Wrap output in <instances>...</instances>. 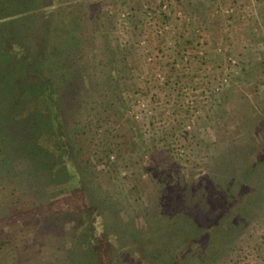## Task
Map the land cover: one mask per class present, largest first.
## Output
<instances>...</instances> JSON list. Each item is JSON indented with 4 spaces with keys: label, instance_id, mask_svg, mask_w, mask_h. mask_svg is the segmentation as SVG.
<instances>
[{
    "label": "rangeland",
    "instance_id": "rangeland-1",
    "mask_svg": "<svg viewBox=\"0 0 264 264\" xmlns=\"http://www.w3.org/2000/svg\"><path fill=\"white\" fill-rule=\"evenodd\" d=\"M7 1L0 24L17 20V35L0 46V103L18 90L9 48L28 56L47 33V56L61 51L60 65L76 74L79 118L69 131L90 184L77 191L49 179L54 170L29 169L17 152V106L0 109L11 122H0V264H70L76 228L107 222L105 240L130 243L159 203L200 212L222 196L242 226L225 244L226 227L203 225L217 231L209 258L264 264V0ZM103 192L111 210L91 200ZM60 214L66 226L55 224ZM176 261L204 264L198 253Z\"/></svg>",
    "mask_w": 264,
    "mask_h": 264
},
{
    "label": "trees",
    "instance_id": "trees-1",
    "mask_svg": "<svg viewBox=\"0 0 264 264\" xmlns=\"http://www.w3.org/2000/svg\"><path fill=\"white\" fill-rule=\"evenodd\" d=\"M9 1L17 2V5H28L38 0ZM13 10L16 8L14 7ZM14 22L17 20L0 24V46L8 42L15 44L14 35L16 37L17 33L10 26ZM42 35H47V33L43 32ZM42 35H38L36 43H40L41 48H36V52L33 50L30 52L32 54L28 53V56H24L22 52L13 51L11 46L5 54V57L8 56L6 61L11 62V65L17 62L18 90L17 96L12 97L9 102L5 103L7 100H2L4 107L1 105L3 103H0V109L9 110L17 106V120H20L17 122L19 126L17 128V152L29 159V169L33 168L34 172L42 168L49 171L54 170L56 174L55 172L51 174L49 179L53 178L56 182L60 180L62 185L71 184L77 191H81L90 184L89 180L85 181L86 175L90 172V166L82 154L81 147L75 145V138H72L69 131L71 121L75 122L79 118L77 115V108L80 104L77 78L72 68L64 71L60 65L58 56L63 54L61 51L55 48L53 55L48 57L47 41L50 42V40L47 38L44 40ZM14 52H17L16 56ZM48 62H52L56 67L53 74H51L52 71L47 70L50 66ZM54 77L58 78V82L54 83ZM4 83L8 86L2 79L0 88ZM11 102L17 105H10ZM5 118L10 119L6 112L0 110V122L5 125L11 123ZM80 163L84 164L82 168ZM229 198L232 202L233 198L230 196ZM218 199L208 209L205 208V211L200 212L196 208L195 212L179 209L173 201L165 205L159 203L155 213H144V218L148 221L142 227L133 226V238L130 243L123 242L120 237L118 242L112 245L105 240L113 230V227L105 220L103 225L89 224L85 231H79L76 228L78 230L76 233V229L70 230L73 234L72 242L76 248L66 247V256L70 258L68 260L70 264H124V258L129 253L132 254L130 264H177L176 260L179 257L187 258L198 253L204 264H213L214 260L211 261L209 257L213 254L212 243H218L217 238L213 237L214 232L217 233V231L210 226L203 225L211 222L217 224L216 229L226 227L225 237L220 240L225 244L228 243L223 241H226V235L230 236L242 226L239 223L241 216L236 219L239 214L235 215L237 211L235 206L229 209V199L224 196ZM91 200L95 206L104 204L106 209L113 208L110 197L105 192L91 197ZM53 217H55L53 218L56 221L55 224L63 222L65 226L67 220L70 219L68 214L53 215ZM150 220L153 221L149 222ZM222 222L225 224L220 225ZM102 235H105L103 241L106 242L100 245L103 247L101 249L96 243L101 240ZM157 237H159V242L156 241ZM161 238L163 241L160 243ZM77 239L84 241L82 242L84 243L83 253L80 251V244H76ZM110 249H113L114 261H110L111 256L108 255V253L111 255ZM99 251L102 254L100 258H98Z\"/></svg>",
    "mask_w": 264,
    "mask_h": 264
}]
</instances>
